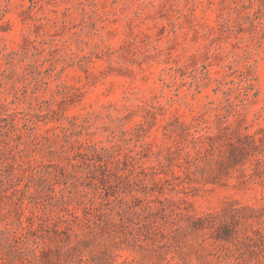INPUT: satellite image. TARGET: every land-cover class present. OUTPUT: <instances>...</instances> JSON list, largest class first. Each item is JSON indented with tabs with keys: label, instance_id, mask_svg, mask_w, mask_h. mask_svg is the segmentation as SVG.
<instances>
[{
	"label": "rangeland",
	"instance_id": "1",
	"mask_svg": "<svg viewBox=\"0 0 264 264\" xmlns=\"http://www.w3.org/2000/svg\"><path fill=\"white\" fill-rule=\"evenodd\" d=\"M67 206L116 238L71 262L72 239L20 234ZM105 242L264 264V0H0V264H99Z\"/></svg>",
	"mask_w": 264,
	"mask_h": 264
},
{
	"label": "trees",
	"instance_id": "2",
	"mask_svg": "<svg viewBox=\"0 0 264 264\" xmlns=\"http://www.w3.org/2000/svg\"><path fill=\"white\" fill-rule=\"evenodd\" d=\"M26 193V190H22L19 188L15 189V195L17 197L19 208L22 207L25 198H28L30 202L33 201L32 195H26ZM63 211L64 213L62 215L57 216L49 224H47L49 221L47 218L39 215L27 217L23 220L21 217V213H19L15 222L17 224V227L22 231L20 233L22 236H26V238H33L34 249L40 248L38 237L43 239L53 238L61 242H67L69 239H72L73 244L65 252L66 260H69L71 262H75L76 260L82 261L84 251L96 240H107L108 242V239H110V237L113 240L116 238L114 234L104 232V229L107 228L110 224L108 219L96 222L92 221L91 219L83 218L78 214L76 208L70 206L65 207ZM163 213L164 211L162 209L157 212V214L162 216ZM200 220L203 221V219ZM204 220H207V222L210 221L208 218ZM180 228L178 227V229ZM175 235L176 231H173L171 239H174ZM107 242H105L106 246L103 247L102 254H100V256L103 258V263L99 264H126L124 262L113 263L109 261L110 254L109 250L107 249ZM50 251V249H43L41 251V254L42 256L47 257Z\"/></svg>",
	"mask_w": 264,
	"mask_h": 264
}]
</instances>
